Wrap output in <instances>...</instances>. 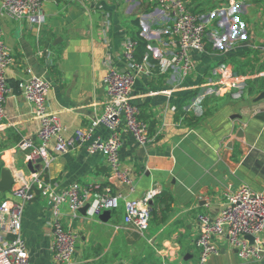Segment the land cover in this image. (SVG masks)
Segmentation results:
<instances>
[{"label":"crops","instance_id":"obj_1","mask_svg":"<svg viewBox=\"0 0 264 264\" xmlns=\"http://www.w3.org/2000/svg\"><path fill=\"white\" fill-rule=\"evenodd\" d=\"M185 1L207 26L206 50L192 53L196 68L187 77L180 70H157L135 82L133 102L153 139L142 146L120 128V161L134 192L111 179L104 156L85 147L57 154L54 140L49 166L33 161L36 173L54 184L58 194L73 183H110L123 196L107 221L90 217L86 206L77 214L63 209L64 227L78 236L77 264H198V216L220 214L227 192L241 185L264 193V98L259 99L264 94V0ZM44 9L46 20L40 25L26 18H0L14 59L6 72L11 88L6 118L0 122V182L2 172L10 170L14 186L34 174L19 145L25 139L38 143L41 126L21 92L22 82L39 76L50 84L49 112L59 118L62 137L69 139L103 114L104 78L109 66L124 70L127 38L144 42L142 60L156 64L176 50L170 17L144 0H44ZM222 64L247 79L240 98L210 95L203 88L217 80ZM108 136L103 125L92 133V139ZM153 189L158 195L150 228L141 236L125 224V201ZM10 191H0V203ZM163 193L170 209L168 220L160 224L157 217L166 209L160 202ZM36 196L25 208L22 238L30 264H55L51 200L38 189ZM217 245L219 254L207 264H264L243 261L227 239Z\"/></svg>","mask_w":264,"mask_h":264},{"label":"built area","instance_id":"obj_2","mask_svg":"<svg viewBox=\"0 0 264 264\" xmlns=\"http://www.w3.org/2000/svg\"><path fill=\"white\" fill-rule=\"evenodd\" d=\"M165 12L171 19L170 37L176 42V50L159 63L136 57L138 42L129 37L123 43L124 70L109 66L104 78L106 102L104 112L91 126L78 130L69 139L62 137L63 127L57 116L49 112L48 93L50 84L43 77L32 76L20 84L22 94L34 108L40 121L39 142L23 140L19 149L33 162L43 161L48 167L53 160L51 144L56 140L57 154L85 147L90 154H101L110 168L111 179L128 185L134 192V183L122 167L119 151L122 146V126L142 146L152 141L149 127L140 118V108L133 102L135 82L142 76H151L154 71L166 73L180 70L187 77L196 68L192 53L206 50L207 26L199 15L192 12L185 0H144ZM15 20L28 19L40 25L45 22L44 0H2L1 15ZM13 56L4 40L0 20V122L6 118V99L11 93L6 72L13 64ZM217 80L203 86L210 95L222 96L231 93L240 98L247 90V79L234 74L226 65L217 68ZM103 125L109 131L106 139H92L93 130ZM10 191V197L0 203V264H30L26 243L22 238V221L26 205L36 199V189L43 198H50L52 206L51 232L52 252L55 264H77L74 259L78 236L63 224V209L67 207L77 214L89 206L90 217L100 218L106 211L120 208L123 196L108 184L73 183L61 193L55 185L46 182L41 174L34 173L29 180L21 179ZM158 195L157 189L148 191L143 198L125 201V224L132 226L144 236L150 228L152 204ZM199 232L195 248L199 253L198 264H207L210 257L218 255L217 240L227 239L243 261L264 260V193L255 192L247 185L228 191L220 214L211 217L198 216ZM251 236L254 242L248 239Z\"/></svg>","mask_w":264,"mask_h":264},{"label":"water","instance_id":"obj_3","mask_svg":"<svg viewBox=\"0 0 264 264\" xmlns=\"http://www.w3.org/2000/svg\"><path fill=\"white\" fill-rule=\"evenodd\" d=\"M262 98H264V94H262L259 99H262ZM37 163L39 165H41L43 163V161L41 159H38ZM27 167L32 173H36L37 172L35 170L34 166H33V162L32 161H30L28 163ZM13 186H14V179H13L11 171L10 170H4L2 172V177H1V182H0V191L1 192H8V191H10L13 188ZM88 207L89 206H86V209ZM110 215H111V212L110 211H106L100 216V219L103 220V221H107L110 218ZM248 239L251 241V243L254 242V239L251 236H249Z\"/></svg>","mask_w":264,"mask_h":264},{"label":"trees","instance_id":"obj_4","mask_svg":"<svg viewBox=\"0 0 264 264\" xmlns=\"http://www.w3.org/2000/svg\"><path fill=\"white\" fill-rule=\"evenodd\" d=\"M137 42H138V48H137L136 57L139 61H141L142 58H144V54L146 52L147 45L140 40H138ZM166 196H167V193H163V194H161V197H160V200H161L160 202L166 204V209L162 210V216H160L159 218L157 217L160 224H163L168 220L167 212L169 211L170 208H169L168 201L165 200Z\"/></svg>","mask_w":264,"mask_h":264}]
</instances>
